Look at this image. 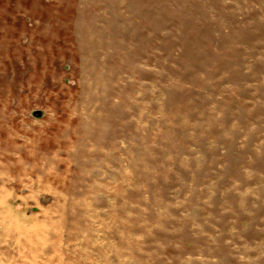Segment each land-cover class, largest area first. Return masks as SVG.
Wrapping results in <instances>:
<instances>
[{"label":"rangeland","instance_id":"1","mask_svg":"<svg viewBox=\"0 0 264 264\" xmlns=\"http://www.w3.org/2000/svg\"><path fill=\"white\" fill-rule=\"evenodd\" d=\"M0 264H264V0H0Z\"/></svg>","mask_w":264,"mask_h":264},{"label":"water","instance_id":"2","mask_svg":"<svg viewBox=\"0 0 264 264\" xmlns=\"http://www.w3.org/2000/svg\"><path fill=\"white\" fill-rule=\"evenodd\" d=\"M35 113H38V112H35Z\"/></svg>","mask_w":264,"mask_h":264}]
</instances>
